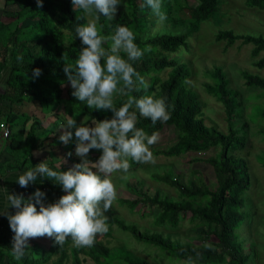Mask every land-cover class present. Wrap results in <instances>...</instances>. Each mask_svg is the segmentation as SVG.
I'll return each instance as SVG.
<instances>
[{"label": "trees", "instance_id": "1", "mask_svg": "<svg viewBox=\"0 0 264 264\" xmlns=\"http://www.w3.org/2000/svg\"><path fill=\"white\" fill-rule=\"evenodd\" d=\"M121 1L125 4V9L118 11L113 20L108 21L102 14L99 16L96 21L99 34L110 37L121 25L134 32V42L144 50V55L130 63L150 86L147 91L141 89L132 95L137 98L145 95L162 98L170 113L167 122L157 121L153 124L150 119L140 117L137 111V128L143 129L150 136L167 126L175 127L178 131L177 143L168 149L157 151L167 157H179L191 151L205 152L214 147H219L220 151L207 160L214 167L217 181L215 189H211L202 179L184 184L172 172L164 175L155 173L154 179L177 190L178 199L164 195L161 191H156L154 195L139 191L137 199H121L120 203L127 204L132 212L140 211L142 215L146 210L153 209L155 224L158 226L177 228L184 215L191 213L192 220L203 224V242L182 243L162 232L142 231L137 223L122 218L112 204L104 213L108 232L98 234L92 247H74L70 238L59 246L54 238L45 236L39 239L46 240L48 245L42 244L38 238L30 239L26 255L18 261L11 255L14 233L7 216L3 214L0 222V264H65L68 260L72 264H83L81 256L89 257L97 264H156L127 247L112 250L99 238L112 236L116 228L127 232L138 242L158 248L164 256L183 260L185 264H253L252 253L244 249L236 234V230L245 220L242 210L243 195L251 185L247 160L234 153L244 149L247 143L248 125L244 123L240 129L237 128V123L234 124L242 107L240 92L230 87L220 67L215 69L213 75L218 82L210 85L208 90L223 104L229 132L207 125L197 92L184 86V82L191 75L190 68L181 57L173 55L181 47L188 46L189 35L197 32L201 23L213 16L220 0H197L194 7L185 8L184 4L178 9L176 6L177 10L175 4H180L178 0H161V10L167 18H177L174 15H180L187 9V20L174 19L176 24H186L187 31L181 33H152L150 27L153 23L148 16L154 14L148 7L141 8L144 0ZM246 2L264 10V0ZM88 22L89 16H85L82 10H73L72 0H43L41 8L37 7L36 0H5L0 18V72L7 68L8 78L6 88L0 94V114L3 116L0 124L3 123L9 129L5 147L10 157L9 169L17 167L27 171L46 160L53 170L67 171L81 162L75 155L74 129L73 139L64 144L55 136L58 126L62 124L59 117L46 126L38 117L30 116L26 112H15L16 105L38 102L42 113L49 114L59 110L65 103V113L76 119L77 126L81 117L87 118V124L83 125L89 126L95 120L103 121L113 117L111 110L90 109L86 102L77 101L71 94L73 89L64 72V63L74 64L79 52L85 47L80 38L76 37L75 28ZM216 38L220 41L226 40L229 46L237 40L244 44L253 43L254 58L264 52L262 35H238L231 30H224ZM110 44L109 40L103 46L107 49ZM120 55L127 59L125 53L121 52ZM18 56L23 59L18 61ZM254 65L264 68V56L256 60ZM36 68L41 69V75L28 79ZM168 69V76L162 78L161 72ZM243 76L246 85L264 90V76L247 71L243 72ZM125 101L126 97H114L117 108ZM45 146H48L47 154L44 160H40L35 156V151L42 150ZM69 152L72 153L71 156H68ZM101 154L102 150L93 149L90 150L88 158L95 162ZM129 163L132 168L141 164L131 160ZM41 179L43 183L40 182ZM127 187L131 188L128 184ZM37 189L45 193V204L54 203L66 194L58 184L39 176L35 183H30L27 188L19 189L14 194L23 195L27 199ZM50 197L51 201L48 202ZM36 207L39 211V205ZM211 238L213 243L208 245L207 239Z\"/></svg>", "mask_w": 264, "mask_h": 264}, {"label": "clouds", "instance_id": "2", "mask_svg": "<svg viewBox=\"0 0 264 264\" xmlns=\"http://www.w3.org/2000/svg\"><path fill=\"white\" fill-rule=\"evenodd\" d=\"M36 2L41 8L43 0ZM120 3L121 0H72L74 11L80 9L85 16H94V19L75 28L76 37L85 47L74 64L64 63V72L73 89L71 94L77 101L86 102L90 109L111 110L114 115L111 119L95 120L94 126H77L76 119L67 118L66 125L61 126L65 131L59 139L68 144L73 139L74 129L75 155L81 162L67 171H55L45 160L15 180L20 187L27 188L38 176L48 178L66 193L48 204H45V193L40 189L27 199L23 195L7 193V209L2 214L7 216L14 233L11 255L18 261L26 255L30 239L45 236L54 238L59 246L70 238L74 247H92L98 234L108 232L104 213L117 199L113 175L127 180L131 168L129 160L155 163L150 146L158 142L159 135L154 132L149 136L137 128V111L140 117L150 119L153 124L167 122L170 113L162 98L132 95L141 89L147 91L150 86L130 63L140 59L144 50L134 42L135 34L129 27L118 26L113 35L104 37L99 34L96 24L101 14L108 21L113 20ZM144 7L151 10L160 24L166 21L161 0H144L141 8ZM109 40L111 44L106 49L103 45ZM121 52L127 59L122 58ZM22 59L17 57L18 61ZM40 75L41 69L36 68L31 77L27 76L35 79ZM115 96L126 97L119 108L114 105ZM93 149L102 150L95 162L88 158ZM71 155L69 152L68 156ZM40 182L43 183V179ZM36 205H39V211ZM9 207L16 209L15 214L7 211Z\"/></svg>", "mask_w": 264, "mask_h": 264}, {"label": "rangeland", "instance_id": "3", "mask_svg": "<svg viewBox=\"0 0 264 264\" xmlns=\"http://www.w3.org/2000/svg\"><path fill=\"white\" fill-rule=\"evenodd\" d=\"M178 1L180 4H175V9L176 6L178 9L184 4L185 8L186 6L194 7L197 4V0ZM122 9H125V4L121 1L116 16L118 11ZM186 10L184 9L180 15H174L178 19L176 17L167 18L163 24L158 22L155 15L148 16V19L153 23L150 31L152 33H181L187 31L186 24L179 25L174 22V19L187 20ZM93 19V16H89V21ZM224 30H231L238 35L264 36V10L250 6L246 0H220L219 7L213 16L203 21L197 32L189 35L188 46L181 47L173 55L181 57L190 68L191 75L184 82V86L197 92L207 125L213 126L222 132H229L225 108L217 97L208 90L210 85H215L218 82V79L213 75L214 70L220 67L225 73L230 87L240 92L242 107L234 124L237 123L236 126L240 129L244 123L248 125L246 128L247 143L244 149L236 150L234 153L238 157L247 160L251 185L243 195L242 210L245 214V220L240 228L236 230V234L244 249L252 253L251 260L253 264H264V90L256 86L246 85L243 76L244 71L264 76V68L254 65L256 60L264 56V52L254 58L252 55L253 43L244 44L241 40H237L229 46L226 40H218L216 38L217 34ZM169 71L168 69L161 72V77L166 78ZM147 80L149 81V78ZM64 104L59 110L57 109L49 114L42 113L38 102L16 105L14 111L17 113L26 112L30 116L38 117L43 120L46 126L59 117L62 124L58 126L55 136L60 137L65 131L61 126L66 125L67 118L71 117L65 113ZM2 117L0 115V120ZM86 121V117H81L78 120V126L86 123ZM93 123L91 126H94ZM158 135V142L150 146V150L155 157L154 164L141 163L139 167H131L127 180H121L118 174L113 175L112 179L117 189V199L113 204L122 218L137 223L142 231L162 232L182 243L201 244L203 242V224H200L198 220H192L191 213L184 215L177 228L168 225L158 226L155 224L153 209L151 211L146 210L142 215L140 211L132 212L127 204L120 203L121 199H137L140 194L139 191L150 195H154L156 191H161L164 195L178 199L179 193L177 190L173 186L154 179L153 174L155 173L164 175L172 172L173 176L179 177L184 184L202 179L211 189L216 188L217 181L214 167L207 160L219 153V147L211 148L205 152L191 151L179 157H167L157 153V151L175 145L178 140V131L175 127L167 126ZM4 145L5 141L2 143V148ZM44 148L35 151V156L40 160H44L47 154L48 146ZM127 184L131 188L127 187ZM47 201L50 202L51 197ZM140 207L141 204L138 209ZM99 238L112 250L127 247L156 264H185L183 260H173V258L170 259L168 256H164L154 246L138 242L120 228H116L112 236H100ZM37 240H40L44 245H48L46 240L39 238ZM211 243H213V238L207 239V244ZM81 257L83 258V264H97L89 257ZM65 264L72 263L68 260Z\"/></svg>", "mask_w": 264, "mask_h": 264}, {"label": "crops", "instance_id": "4", "mask_svg": "<svg viewBox=\"0 0 264 264\" xmlns=\"http://www.w3.org/2000/svg\"><path fill=\"white\" fill-rule=\"evenodd\" d=\"M4 3L5 0H0V18H2V10ZM7 78H8V69L6 68L0 72V94L3 93V91L6 88ZM0 109H2V107ZM6 138L7 136L4 135V131L0 127V222L3 217L2 213L6 212L7 209V200H6L7 193L14 194L17 190L24 189L20 187L19 184L15 182V180L18 178L20 174H23L25 171L17 167L11 169L8 168L10 157L7 151L5 150ZM4 141H5V145L2 148V143ZM7 211L15 212L16 209L9 207Z\"/></svg>", "mask_w": 264, "mask_h": 264}, {"label": "built area", "instance_id": "5", "mask_svg": "<svg viewBox=\"0 0 264 264\" xmlns=\"http://www.w3.org/2000/svg\"><path fill=\"white\" fill-rule=\"evenodd\" d=\"M0 127L3 129L4 131V135L8 136L9 134V129L6 127V125H4L3 123L0 124Z\"/></svg>", "mask_w": 264, "mask_h": 264}]
</instances>
